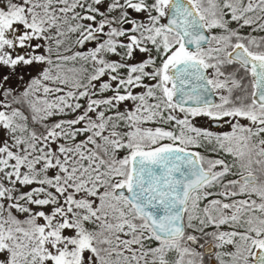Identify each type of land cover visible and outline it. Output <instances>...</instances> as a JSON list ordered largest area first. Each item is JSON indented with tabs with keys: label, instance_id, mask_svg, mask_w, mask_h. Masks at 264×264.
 Instances as JSON below:
<instances>
[{
	"label": "snow or ice",
	"instance_id": "obj_1",
	"mask_svg": "<svg viewBox=\"0 0 264 264\" xmlns=\"http://www.w3.org/2000/svg\"><path fill=\"white\" fill-rule=\"evenodd\" d=\"M0 264H264V0H0Z\"/></svg>",
	"mask_w": 264,
	"mask_h": 264
}]
</instances>
